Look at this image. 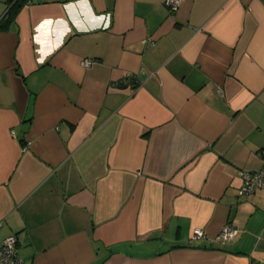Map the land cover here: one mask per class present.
Here are the masks:
<instances>
[{
	"label": "crops",
	"instance_id": "obj_1",
	"mask_svg": "<svg viewBox=\"0 0 264 264\" xmlns=\"http://www.w3.org/2000/svg\"><path fill=\"white\" fill-rule=\"evenodd\" d=\"M263 168L264 0H27L0 29V247L24 264H264V188L239 195Z\"/></svg>",
	"mask_w": 264,
	"mask_h": 264
},
{
	"label": "built area",
	"instance_id": "obj_2",
	"mask_svg": "<svg viewBox=\"0 0 264 264\" xmlns=\"http://www.w3.org/2000/svg\"><path fill=\"white\" fill-rule=\"evenodd\" d=\"M182 0H166V4L171 10H176L180 6ZM92 59H85V66L91 65ZM244 182L239 189V195L248 197L255 193L257 189L264 188V168L255 172H244ZM238 229L231 224L225 225L214 239L216 242L226 244L236 238ZM194 236L206 237V232L202 228L194 230ZM0 264H24V260L19 255L18 237L16 235L8 236L0 247Z\"/></svg>",
	"mask_w": 264,
	"mask_h": 264
},
{
	"label": "trees",
	"instance_id": "obj_3",
	"mask_svg": "<svg viewBox=\"0 0 264 264\" xmlns=\"http://www.w3.org/2000/svg\"><path fill=\"white\" fill-rule=\"evenodd\" d=\"M15 2L14 5L10 8V10L8 11L6 18L3 19L0 22V29H6L9 26V23L11 21H13L18 13V10L20 9V7L27 2V0H12L10 1Z\"/></svg>",
	"mask_w": 264,
	"mask_h": 264
},
{
	"label": "water",
	"instance_id": "obj_4",
	"mask_svg": "<svg viewBox=\"0 0 264 264\" xmlns=\"http://www.w3.org/2000/svg\"><path fill=\"white\" fill-rule=\"evenodd\" d=\"M126 86H128V82H126L124 85H122V87H126Z\"/></svg>",
	"mask_w": 264,
	"mask_h": 264
},
{
	"label": "rangeland",
	"instance_id": "obj_5",
	"mask_svg": "<svg viewBox=\"0 0 264 264\" xmlns=\"http://www.w3.org/2000/svg\"><path fill=\"white\" fill-rule=\"evenodd\" d=\"M257 190H259V189H257Z\"/></svg>",
	"mask_w": 264,
	"mask_h": 264
}]
</instances>
